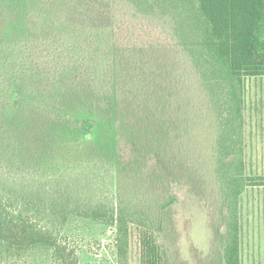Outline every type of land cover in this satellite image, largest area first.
Wrapping results in <instances>:
<instances>
[{
  "label": "trees",
  "instance_id": "1",
  "mask_svg": "<svg viewBox=\"0 0 264 264\" xmlns=\"http://www.w3.org/2000/svg\"><path fill=\"white\" fill-rule=\"evenodd\" d=\"M117 1L120 0H60L55 4V0H0V74L2 70L12 73L0 81V125L10 110L14 115L12 132L18 137L15 151H24L26 136L31 132L41 136L31 147L30 159L38 155L39 148L46 151L48 138L69 136L72 144L80 146L94 136L96 119L71 115L68 111L73 110V101L64 103L66 111L57 109L51 121L56 125L51 127L40 124L38 113L45 120L53 113L31 109L32 104L19 93L24 76L37 73L42 64L50 62L62 65L57 69L65 75L60 83L74 92L80 83L76 81L78 77H71V64L84 61L92 70L93 81L87 85L95 92L93 103L113 113L115 142L107 139L106 143L110 142L107 146L116 159L118 177L115 206L90 197L92 188L81 176L90 165L77 164L51 175L45 170H31L34 165L30 163L24 168L28 173L23 171V175L13 177L0 166V185L6 186V190L0 188V240L18 251H50L60 264H79L77 249L63 232L68 221L79 216L116 227L117 264H130L133 227L139 231L141 264H187L167 244L171 238L168 216L175 198L164 195L165 178L177 176L194 181L204 193L214 184L210 203L213 251L204 264H241L240 197L247 186L264 185V176L246 173L243 135L245 81L264 75V0H124L137 16L168 28L199 83L202 108L214 129L210 137L212 152L204 160L197 149L204 152L207 140L193 131L173 139L172 98L169 112L161 111L149 88L138 89L141 80L133 75L134 68H128L132 66L127 60L128 51L110 47L109 31L116 33L114 26L118 24ZM42 21L56 25L39 33ZM18 25L29 26V34L5 42L7 31L12 33ZM32 26L37 31H32ZM126 27L133 31L131 26ZM114 41L117 47L119 38ZM1 48L10 52L6 54ZM8 64L12 66L7 68ZM125 68L126 73L122 71ZM136 102L146 103L149 110L136 119L137 129H133L135 122L129 118L138 115L133 110L127 115L126 111ZM178 116L183 118L184 114ZM205 121L201 127L204 132L210 129ZM123 143H129L135 154L154 164L147 186L155 189L148 196L142 194L144 188L137 190L141 169L135 174L130 172ZM192 143L198 145L191 155L183 149L184 145L192 149ZM16 169L21 172L22 168ZM83 186H87L86 190Z\"/></svg>",
  "mask_w": 264,
  "mask_h": 264
},
{
  "label": "rangeland",
  "instance_id": "2",
  "mask_svg": "<svg viewBox=\"0 0 264 264\" xmlns=\"http://www.w3.org/2000/svg\"><path fill=\"white\" fill-rule=\"evenodd\" d=\"M45 1L49 3V0ZM56 3L60 4V0H55ZM117 3L119 5L116 7L115 16L118 24L114 26L116 33L112 29L109 31L112 38L110 47L115 51H128L127 60H130L132 65L128 68H134L133 75L141 80L137 84L138 89L141 91L144 86L149 88L152 97L157 99L156 105L160 103L161 111L169 112L168 106L172 98L171 108L174 110L172 126L175 128L173 139L193 131L194 135L200 133L201 138L207 140L204 152L197 149L198 143L195 145L192 143V149H189V145H184V149L181 147L185 151L188 150L191 155L196 148L199 156L204 160L212 152L213 145L210 137L213 138L214 129L211 128V119L208 121L206 118V109L202 108L199 83H196L192 70L188 66L189 63L175 46L167 27H157L154 20L137 16L124 0L117 1ZM48 9L50 10V7ZM50 23L40 22L38 26L41 30L38 32L56 25L53 21ZM127 25L131 26L133 31L128 30ZM25 27L18 25L12 33L7 31L4 37L5 42L16 36H27L30 30L29 26L25 25ZM31 29L34 32L37 31L34 30V26ZM116 38H119L117 47L114 41ZM1 49L6 54L10 52L5 48ZM74 59H77V56ZM10 66L12 64L6 65L7 68ZM71 67L72 79L75 75L78 77L76 81L80 83V87H76L74 92L64 88L60 83L65 78L64 73L59 71L62 65L50 62L42 64L37 73L29 72L25 75V79L19 82V87H21L19 93L32 104L31 109L36 107L35 110L41 108V112L51 111L53 113V115H47L46 120L42 113H38L40 124H51V127L56 125L51 121L59 111L57 109L61 108L66 111L64 103L73 101V110L68 111L71 115L96 119L98 126L93 130L94 136L80 146L72 144L69 136L60 139L48 138L45 141L46 151L43 152L39 148L38 155L30 159L31 147L34 146L35 141H39L41 135H36L34 132L27 134L28 141L24 151L17 153L15 149L18 145L15 139L18 137L16 138L12 132L14 115L7 110L1 121L2 125H0V166L13 177L23 175L24 168L30 163L34 165L31 170H45L51 175L62 169L75 167L77 164H82L83 167L90 165L89 168H85L87 170L82 171L81 175L82 179L89 182L92 188L93 193L90 197L116 206L118 195V177L114 166L116 159L107 146L110 142L106 143L107 139L115 142L113 135L115 136L116 129L113 123V113L110 110L100 109L93 103L95 92L87 85V82L93 81L92 70L87 69L88 64L84 61L76 62L71 64ZM122 71L126 73L128 70L125 68ZM11 75L10 71L2 70L0 81L4 79V76ZM142 100L145 101L144 98ZM244 106L243 135L246 173L252 176H264V77L246 79ZM130 110L138 115L129 118L132 123L135 122L132 124L133 129H137L136 119L141 116L142 112H148V106L146 103L136 102L134 106L128 107L127 115ZM179 113L184 114V117L180 118ZM204 121L206 127L208 124L210 126V129L205 132L201 129ZM179 148L176 146L177 150ZM123 152L130 172L135 174L141 169L137 176V181H141V184L137 190L144 188L142 194L147 196L153 193L155 187L148 188L147 176L148 173L154 171V164L143 159L141 154H135L129 143H123ZM74 160L81 161L75 162ZM16 166L22 168L21 172L16 169ZM28 172L25 171V173ZM142 176H145L144 181H142ZM193 182L177 176L175 178L166 176L165 178L164 195L175 198L168 216L171 228L168 232L171 238L167 239V244L172 248L174 255L184 263L204 264L206 258H211L213 251L214 232L210 203L214 193V184L212 182L213 185H210L209 191L204 193V190L197 188ZM1 187L6 190L4 184L0 185ZM82 188L86 190L87 186ZM142 200L146 201L144 197ZM152 200L157 202L156 199ZM240 208L241 264H264V185L247 186L240 197ZM63 232L68 236L67 239L75 245L79 264H117L115 226L76 216L63 227ZM129 255L130 264H141L139 231L135 227L130 231ZM0 264L60 263L50 251L36 248L18 251L0 240Z\"/></svg>",
  "mask_w": 264,
  "mask_h": 264
},
{
  "label": "crops",
  "instance_id": "3",
  "mask_svg": "<svg viewBox=\"0 0 264 264\" xmlns=\"http://www.w3.org/2000/svg\"><path fill=\"white\" fill-rule=\"evenodd\" d=\"M254 77H264V75H262V76H254ZM245 192V191H244Z\"/></svg>",
  "mask_w": 264,
  "mask_h": 264
}]
</instances>
